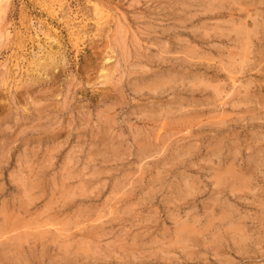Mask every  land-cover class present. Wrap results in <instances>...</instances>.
Listing matches in <instances>:
<instances>
[{
  "label": "rangeland",
  "instance_id": "rangeland-1",
  "mask_svg": "<svg viewBox=\"0 0 264 264\" xmlns=\"http://www.w3.org/2000/svg\"><path fill=\"white\" fill-rule=\"evenodd\" d=\"M231 1L0 0V264H264V7Z\"/></svg>",
  "mask_w": 264,
  "mask_h": 264
},
{
  "label": "bare ground",
  "instance_id": "bare-ground-1",
  "mask_svg": "<svg viewBox=\"0 0 264 264\" xmlns=\"http://www.w3.org/2000/svg\"><path fill=\"white\" fill-rule=\"evenodd\" d=\"M248 2V0H232L231 1V7H229V13L230 14H234V13H236L237 15H242L243 14V11H246L247 10V6H249L248 4H252V3H247ZM252 2H253V0H252ZM257 3H258V5H263V7H264V0H258V1H256ZM205 3V2H204ZM208 3V2H207ZM219 6H220V3L222 4V0H219ZM256 3V4H257ZM208 6H210V5H208ZM207 6V7H208ZM217 6V5H216ZM215 6V7H216ZM219 8V7H218ZM220 8H221V6H220ZM224 8V7H223ZM226 8V7H225ZM224 8V9H225ZM215 9V8H214ZM254 10V9H253ZM262 10V9H261ZM211 11V10H210ZM250 12V11H249ZM55 13V12H54ZM98 13V12H97ZM99 14V13H98ZM229 14V15H230ZM259 17V16H258ZM247 19V18H246ZM246 19H244V22H245V24L247 23V21H246ZM251 19V18H250ZM253 19V18H252ZM243 21V20H242ZM104 22V21H103ZM237 23V22H236ZM219 24V23H218ZM229 24V23H228ZM238 25H239V23H237ZM244 24V25H245ZM258 24V23H257ZM233 25H234V23H233ZM258 27V26H257ZM252 28V27H251ZM248 28H246L245 26H242V25H239V26H237V25H234L229 31H231V32H233L236 36H239L240 37V35H242L243 37H244V40L243 41H245V43L246 42H248L249 40H251L252 39V36H254L257 32L255 31V30H253V29H251V30H247ZM256 29V28H255ZM223 32V31H222ZM259 32V31H258ZM83 34V33H82ZM229 34V33H228ZM227 34V35H228ZM229 38V37H228ZM232 39V38H231ZM259 39V38H258ZM235 42V41H234ZM45 43V42H44ZM242 43V42H241ZM239 44V43H238ZM253 44V43H252ZM253 46V45H252ZM91 47V46H90ZM247 47V46H246ZM48 48V47H47ZM250 48V47H249ZM245 49V48H244ZM247 49V48H246ZM258 49H259V47H258ZM262 50H261V55H262V57L261 58H264V40H263V47L261 48ZM239 51V50H238ZM237 51V52H238ZM252 51V50H251ZM246 52V51H245ZM241 53V52H240ZM236 55V54H235ZM245 55V54H244ZM243 55V56H244ZM243 56H242V58H243ZM38 57V56H37ZM110 57V56H109ZM230 58V57H229ZM241 58V59H242ZM245 58V57H244ZM238 59V58H237ZM104 61V60H103ZM234 61V60H233ZM232 67V66H231ZM34 68V67H33ZM225 68V67H224ZM235 68V67H234ZM108 70V69H107ZM233 70V69H232ZM231 70V71H232ZM34 76V75H33ZM38 76V75H37ZM163 83V82H162ZM149 89V88H148ZM108 118V117H107ZM110 138V137H109ZM173 157V156H172ZM228 169V168H227ZM235 171V170H234ZM231 178V177H230ZM235 178V177H234ZM221 179V178H220ZM224 182V181H223ZM249 183V182H248ZM238 184V183H237ZM249 188V187H248ZM233 189V188H232ZM243 189V188H242ZM234 190V189H233ZM229 217V216H228ZM207 223V222H206ZM182 232V231H181ZM245 232V231H244ZM189 235V234H188Z\"/></svg>",
  "mask_w": 264,
  "mask_h": 264
}]
</instances>
